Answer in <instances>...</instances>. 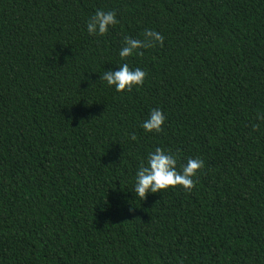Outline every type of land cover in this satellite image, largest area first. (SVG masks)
<instances>
[{"label": "trees", "instance_id": "obj_1", "mask_svg": "<svg viewBox=\"0 0 264 264\" xmlns=\"http://www.w3.org/2000/svg\"><path fill=\"white\" fill-rule=\"evenodd\" d=\"M120 63L144 82L107 86ZM262 116L264 0H0V264H264ZM157 147L203 160L191 191L137 195Z\"/></svg>", "mask_w": 264, "mask_h": 264}, {"label": "clouds", "instance_id": "obj_2", "mask_svg": "<svg viewBox=\"0 0 264 264\" xmlns=\"http://www.w3.org/2000/svg\"><path fill=\"white\" fill-rule=\"evenodd\" d=\"M118 22L114 11L97 9L88 19L86 30L90 36H103ZM163 39L160 33L150 29H145L143 39L125 36L118 55L123 61L136 54L141 48L150 47L154 43H163ZM145 76L146 72L143 69L130 68L128 63H120L115 69L105 70L100 79L106 82L107 86H114L119 92L141 85ZM259 118L264 119V116ZM165 119V114L159 108H154L141 123V127L145 132H160ZM131 139H136L135 134ZM145 160L146 163L141 162L135 172L133 185L134 191L141 199H144L146 193H156L177 185L182 186L185 191H191L195 183L193 177L204 167V162L200 158H188L178 170L176 155L160 147L149 152Z\"/></svg>", "mask_w": 264, "mask_h": 264}]
</instances>
